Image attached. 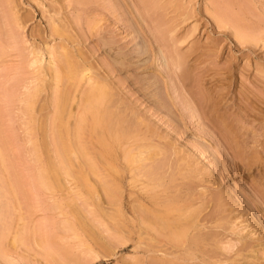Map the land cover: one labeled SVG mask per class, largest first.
I'll list each match as a JSON object with an SVG mask.
<instances>
[{"label":"rangeland","instance_id":"374dc122","mask_svg":"<svg viewBox=\"0 0 264 264\" xmlns=\"http://www.w3.org/2000/svg\"><path fill=\"white\" fill-rule=\"evenodd\" d=\"M0 264H264V0H0Z\"/></svg>","mask_w":264,"mask_h":264},{"label":"bare ground","instance_id":"6f19581e","mask_svg":"<svg viewBox=\"0 0 264 264\" xmlns=\"http://www.w3.org/2000/svg\"><path fill=\"white\" fill-rule=\"evenodd\" d=\"M69 70H70V69H69ZM99 91L101 92V90H99ZM102 91H103V90H102ZM104 92H105V91H104ZM104 92H102V94H103ZM104 94H105V93H104ZM103 97L106 98L104 95H103ZM99 98H100V97H99ZM104 98H103V99H104ZM103 99L101 98L100 100L102 101ZM99 119H100V118H99Z\"/></svg>","mask_w":264,"mask_h":264}]
</instances>
